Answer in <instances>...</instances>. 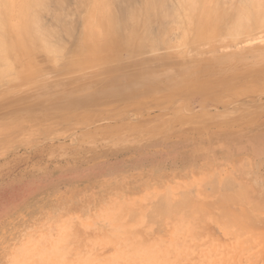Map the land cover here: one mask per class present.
<instances>
[{"label": "rangeland", "instance_id": "1", "mask_svg": "<svg viewBox=\"0 0 264 264\" xmlns=\"http://www.w3.org/2000/svg\"><path fill=\"white\" fill-rule=\"evenodd\" d=\"M77 1L43 0L37 27L49 50L28 38V60L15 67L29 71L0 84V264H118L117 256L139 263L144 255L230 249L236 239L238 264L250 263L246 254L264 264V27L200 35L193 18L174 24L182 19L175 0ZM84 27L108 47L95 38L89 52ZM201 66L213 72L189 75ZM210 177L215 193L229 188L237 203L226 192L231 201L221 192L219 202L204 185ZM180 192L199 203L152 218L151 203L176 205ZM240 212H251L242 216L250 229Z\"/></svg>", "mask_w": 264, "mask_h": 264}, {"label": "bare ground", "instance_id": "2", "mask_svg": "<svg viewBox=\"0 0 264 264\" xmlns=\"http://www.w3.org/2000/svg\"><path fill=\"white\" fill-rule=\"evenodd\" d=\"M59 1V0H58ZM62 1V0H61ZM64 1V0H63ZM65 1H68V0H65ZM77 1V0H76ZM83 1V0H82ZM82 1H80V2H82ZM87 1V0H86ZM92 1V3H93V5L96 3L95 1H98V0H91ZM94 1V2H93ZM104 1V0H103ZM144 1V0H143ZM168 1V0H167ZM170 1V0H169ZM168 1V2H169ZM171 1H174V0H171ZM203 0H175V2L177 3V8H176V6L173 8L174 10H178L180 13H181V15H179L178 14V12H177V15H179L180 16V18H181V16H182V19H177L176 18V16L177 15H175V12H174V14H173V12L171 13L172 15H174V19L176 18V20H174L175 22H174V24H178L179 23V25H181L180 24V20H183L184 18L183 17H186L187 19H190V20H192V18H193V21H197V23H196V29H194L195 30V32L196 33H198V34H200V35H203L204 33H207V32H213L214 34H216V35H221V36H226V38H227V36L229 37H232V36H234V35H236V34H238L239 32H241V31H245V30H247V29H250L251 27H256V26H258V27H264V0H213V6L212 7H208V8H205V5H202V7L200 8V3L202 2ZM42 2H43V0H0V84H2V85H4L5 84V81L8 83V84H10L11 82L13 83V81L14 82H16L17 80H18V78L20 79V77L21 76H19L17 79H15L14 80V78H15V75H18V74H24L25 72H28L29 70H24L23 72H18L17 70H18V68H19V66H20V64H21V61L22 62H25V61H23L22 59H24V60H28V57H29V52L30 51H28V47H27V43H28V38H32V39H36L37 41H41V43H42V45H41V47H44V49L45 50H49V48H48V46L49 45H47L46 44V42H45V38L43 37V35L41 34V32H40V28H38L39 26H38V24H37V16H38V13L40 12V9H39V7L41 6V4H42ZM51 2H54V1H51ZM56 2H57V0H56ZM71 2H73V1H71ZM78 2V1H77ZM149 1L148 0H146L145 1V4H147ZM48 3H49V1H48ZM58 4L59 3H62V2H57ZM82 3H84L85 4V1H83ZM150 4H151V2H149ZM173 2H169V4H172ZM144 4V5H145ZM209 4V3H208ZM207 4V5H208ZM81 5V4H80ZM79 5V6H80ZM144 5H142V7L144 6ZM167 5L168 4H166L164 7L166 8L167 7ZM206 5V6H207ZM72 6V5H71ZM82 6V5H81ZM170 6V5H169ZM78 7V6H77ZM83 7V6H82ZM87 7H89V6H87ZM164 7H162V8H164ZM41 9L42 8H44V5L43 6H41L40 7ZM70 8H72V7H70ZM81 8V7H80ZM94 9V11H95V7H93ZM38 9V10H37ZM48 9H50V8H48ZM75 9H76V7H75ZM78 10H79V8H77ZM172 9V8H171ZM172 9V10H173ZM43 10V9H42ZM45 10V9H44ZM67 10V9H66ZM81 10V9H80ZM87 10V9H86ZM85 10V11H86ZM68 11H69V9H68ZM73 11H77V10H74L73 9ZM93 11V12H94ZM135 11V10H134ZM134 11H133V13L131 14V16L134 14ZM147 12H148V10H146ZM146 11H145V13H146ZM155 11V10H154ZM165 11V10H164ZM163 11V12H164ZM59 12V11H58ZM58 12H56V13H58ZM60 12H61V10H60ZM70 12V11H69ZM69 12H68V14H69ZM74 12V13H75ZM166 12V11H165ZM171 12V11H170ZM42 13V12H41ZM44 13V12H43ZM48 13V12H47ZM49 13H51V12H49ZM71 13V12H70ZM73 13V12H72ZM96 13V12H95ZM94 13V14H95ZM153 13V12H152ZM152 13H150V15L152 14ZM62 14V12L60 13V15ZM67 14V15H68ZM78 14V13H77ZM81 14V13H80ZM93 14V15H94ZM139 14V13H138ZM147 14V13H146ZM145 14V15H146ZM154 14V16L153 17H155V13H153ZM161 14V13H160ZM162 14H164V13H162ZM162 14L160 15V16H162ZM168 14H169V16H170V13L168 12ZM168 14H166V17H168L167 15ZM65 16H67L66 14H64ZM74 15H76V13L74 14ZM74 15H73V17H74ZM79 15V14H78ZM78 15H76V16H78ZM99 15V14H98ZM149 15V16H150ZM44 16V15H43ZM54 17H56V15L54 14L53 15ZM133 16H137V14L136 15H133ZM157 16V15H156ZM40 18H41V16H39ZM48 18L50 17V14L47 16ZM46 17V18H47ZM61 17V16H60ZM70 17V16H69ZM72 17V16H71ZM93 17V16H92ZM97 17H101L102 18V16H97ZM140 17H141V15H140ZM143 17V16H142ZM141 17V18H142ZM166 17H164L163 18V20L165 21H167V20H170V18L169 19H166ZM171 17V16H170ZM173 17V16H172ZM171 17V18H172ZM39 18V19H40ZM47 18V19H48ZM75 18H77V17H75ZM133 18V17H132ZM140 18V19H141ZM151 18V17H150ZM155 18H157V21H161V20H158V17H155ZM43 19V18H42ZM53 19V18H52ZM65 19V18H64ZM90 19V18H89ZM138 19V18H137ZM143 19V18H142ZM144 19H145V17H144ZM91 20V19H90ZM99 20H100V18H99ZM102 20V19H101ZM151 21L153 20L152 18L150 19ZM173 20H171V22H173ZM186 20V19H185ZM44 21V20H43ZM92 21H93V19H92ZM147 21V20H146ZM178 21H180V22H178ZM184 21V20H183ZM91 22V21H90ZM101 22V21H100ZM99 22V23H100ZM142 22V21H141ZM185 22V21H184ZM51 23V22H50ZM91 23H93V24H90L89 26H90V28L92 27V26H94V23H95V19H94V22H91ZM144 23V22H143ZM151 23V22H150ZM162 23V22H161ZM161 23H159L160 25H162ZM183 23V22H182ZM189 23V22H188ZM43 24V23H42ZM96 24H98V22H96ZM149 24V23H148ZM148 24H147V26H148ZM167 24V23H166ZM39 25H40V23H39ZM45 25V24H44ZM58 25V24H57ZM61 25V24H60ZM59 25V26H60ZM71 25V24H70ZM77 25V24H76ZM99 25V24H98ZM141 25V24H140ZM143 25V24H142ZM178 25V26H179ZM183 25H184V23H183ZM183 25H181V26H183ZM38 26V27H37ZM40 26H42V25H40ZM47 26H49L48 24H47ZM47 26H44L43 28H45V27H47ZM58 26V27H59ZM67 26V25H66ZM88 26V27H89ZM101 26V25H100ZM135 26V25H134ZM137 26V25H136ZM135 26V27H136ZM167 26V25H166ZM174 26V25H173ZM181 26H179L178 28H180L181 29V31H182V28H181ZM193 26H194V28H195V23H193ZM50 27V26H49ZM56 27V26H55ZM70 27V26H69ZM76 27V26H75ZM97 27V26H96ZM104 27V26H103ZM133 27V26H132ZM134 27V28H135ZM138 27H142V26H138ZM161 27V26H160ZM185 27V26H184ZM189 26H186V28H188ZM190 27H192V26H190ZM189 27V28H190ZM42 28V27H41ZM42 28V29H43ZM51 28V27H50ZM68 28V27H67ZM73 28V27H72ZM72 28H71V30H72ZM84 28H86V27H84ZM99 28V27H98ZM125 28H126V26H125ZM133 28V29H134ZM188 28V29H189ZM47 29V28H46ZM52 29H54L53 28V26H52ZM51 29V30H52ZM92 29V28H91ZM88 30V28H86V29H84V31L86 30H88V32L89 31H92V30ZM96 29V28H95ZM101 27H100V32H101ZM104 29V28H103ZM112 29V28H111ZM110 29V30H111ZM139 29V28H138ZM160 29H162V28H160ZM167 29H169L168 27H167ZM166 29V30H167ZM49 30V29H48ZM57 29H55V31H56ZM74 30V29H73ZM98 30V29H97ZM132 30V29H131ZM135 30V29H134ZM134 30L132 31V32H134ZM164 30V29H163ZM162 30V31H163ZM177 30V29H176ZM43 31H47V30H44L43 29ZM96 31V30H95ZM95 31H93L92 32V36H90V38H91V40H89V43H91V42H96V40L98 41V39L99 38H97L96 37V35L99 33H97L96 34V32ZM136 31V30H135ZM161 31V32H162ZM178 32H179V30H177ZM189 31V30H188ZM112 32V31H111ZM130 33H132L131 31H129ZM128 32V33H129ZM163 32H165V31H163ZM169 32H171V31H169ZM176 32V31H175ZM60 33V32H59ZM64 33V32H63ZM66 33H68V32H66L65 31V34ZM87 33V32H86ZM89 33H87V34H89ZM102 33V32H101ZM181 33V32H180ZM184 33H187V30H184ZM87 34H85L84 33V35L86 36ZM89 34V35H90ZM161 34V33H160ZM165 34H168V33H166L165 32ZM173 34V33H172ZM171 34V35H172ZM182 34V33H181ZM71 35V34H70ZM75 35H77V34H75ZM83 35V36H84ZM99 35V34H98ZM97 35V36H98ZM110 35H112L111 33H110ZM145 35H148L147 33L145 34ZM162 35V34H161ZM170 35V34H169ZM169 35L166 37V38H168L169 37ZM189 35V34H188ZM59 36V35H58ZM67 36H68V34H67ZM100 36V35H99ZM136 36V35H135ZM134 36V37H135ZM137 36H141V35H137ZM165 36V35H164ZM241 36H244V35H242V33L240 34V36L239 37H241ZM66 37V36H65ZM69 38H70V36H68ZM75 37V36H74ZM87 37V36H86ZM160 37V36H159ZM162 37H163V35H162ZM161 37V38H162ZM55 38V37H54ZM84 38V37H83ZM82 38V39H83ZM95 38H96V40H95ZM136 38V37H135ZM146 38V37H145ZM150 38V37H149ZM165 37H164V39H166ZM92 39H94V40H92ZM101 39V38H100ZM133 39V38H132ZM137 39V38H136ZM140 39V38H139ZM178 39V38H177ZM176 39V40H177ZM183 39H185V38H182V40ZM35 40V41H36ZM50 40V39H49ZM52 40H53V38H52ZM56 40V39H55ZM64 40V39H63ZM71 40H73V39H71ZM85 39H83V41H84ZM88 40V39H87ZM86 40V41H87ZM106 40V39H105ZM104 40V41H105ZM112 40V39H111ZM110 40V41H111ZM135 40V39H134ZM152 40V39H151ZM36 41V42H37ZM67 41H68V38H67ZM91 41V42H90ZM109 41V40H108ZM114 41V40H113ZM56 42V41H55ZM54 42V43H55ZM71 42V41H70ZM95 42L94 43H91V45L92 44H94V45H92V46H89V44H88V41L86 42V49H87V45L89 46V49H88V51L90 52V51H94V46H96V44H95ZM102 39H101V41H100V43H99V41H98V46L100 47V50H101V48H104V47H102V46H107V44L106 43H104L103 42V44H102ZM114 42H116V41H114ZM169 42V41H168ZM167 42V43H168ZM231 42V41H230ZM233 42V41H232ZM30 43H32V45L30 46V44H29V47H30V49H31V47L33 46V41L32 42H30ZM51 43H52V41H51ZM80 43H83V42H80ZM170 43H172V42H170ZM59 44V43H58ZM61 44V43H60ZM62 44H63V42H62ZM66 44H67V42H66ZM100 44H102L101 46H100ZM111 44V43H110ZM160 44H161V42H160ZM51 45V44H50ZM83 45H85V43L84 44H81V48H82V46ZM147 45V44H146ZM150 45V44H149ZM153 45H155V42H154V44ZM53 46H54V44H53ZM59 46H61V45H59ZM63 46V45H62ZM61 46V49L63 48ZM97 46V48H99ZM106 46H105V48H106ZM110 46V45H109ZM50 47V46H49ZM52 47V46H51ZM80 47V46H79ZM108 47V46H107ZM180 47V46H179ZM214 47V46H213ZM34 48H36V47H34ZM33 47H32V49H34ZM79 49V50H83V49H85L84 47H83V49ZM181 48V47H180ZM185 48V47H184ZM37 49H40V47L39 48H37ZM43 49V50H44ZM55 49V48H54ZM57 49H59V52L57 51V53H56V55L58 54V53H62V51L60 50V47L59 48H57ZM35 50V49H34ZM45 50H44V52H45ZM53 50V49H52ZM65 50V49H64ZM79 50L77 51V52H79ZM99 50V49H98ZM110 50H111V48H110ZM110 50H108V51H110ZM56 51V50H55ZM54 51V52H55ZM84 51V50H83ZM88 51H87V54H91V53H88ZM97 51V50H96ZM183 51V50H182ZM44 52H42V53H44ZM76 52V53H77ZM104 52H106V51H104ZM112 52V51H111ZM80 53L82 54L83 52H81L80 51ZM84 53H86V50H85V52ZM84 53H83V55H84ZM94 53V52H93ZM96 53V52H95ZM103 53V52H102ZM31 54V53H30ZM45 54V53H44ZM99 54L100 55H102L101 54V51H100V53H99V51H98V56H99ZM47 55V54H46ZM58 55H60V54H58ZM18 56V57H17ZM48 56V55H47ZM85 56H89V55H84V58H85ZM94 56V55H93ZM95 56H97V55H95ZM95 56H94V58H95ZM20 57H21V59H20ZM90 57V56H89ZM87 58V57H86ZM30 59H32V57L30 56ZM53 61H58V60H53ZM78 61H80V58L79 59H77L76 60V62H78ZM92 61V60H91ZM27 62V61H26ZM29 62V61H28ZM27 62V63H28ZM34 62V61H33ZM72 62H74L73 60H72ZM31 63V62H30ZM54 63V62H53ZM57 63V62H56ZM80 63V62H79ZM84 63H86V62H84ZM82 64V63H81ZM17 65V70H16V66ZM215 66H216V64H215ZM24 68H27L28 67V65H27V67H25V66H23ZM37 69V68H36ZM35 69V70H36ZM212 69L213 68H211L210 69V67H203V66H201L200 67V69H198V70H196V71H194L192 74H190L189 73V75L191 76V75H194V74H197V72H202V73H207V74H209V73H212L213 71H212ZM218 69V68H217ZM30 70H31V68H30ZM21 71V70H20ZM17 72V73H16ZM27 75H29V74H27ZM23 76H25V75H23ZM1 80H3V81H1ZM23 80V79H22ZM25 80V79H24ZM23 80V81H24ZM11 81V82H10ZM3 82H4V84H3ZM19 82V81H18ZM21 82V81H20ZM185 82V81H184ZM6 83V84H7ZM12 86H14V85H12ZM12 86H10V87H12ZM2 87V86H1ZM109 87V86H108ZM131 91H135V89H132V90H130V91H128V92H124L126 95H128V93L129 92H131ZM103 92V91H102ZM124 93H123V91H120L119 93L118 92H116V94H117V97H119L120 99H124L125 97H127V96H125L124 95ZM105 96H107V95H105ZM80 102H83V104L84 103H87V102H85V101H80ZM82 104V105H83ZM88 105V104H87ZM81 106V105H80ZM73 108V107H72ZM242 164V163H241ZM200 172H202V171H200ZM215 172V171H214ZM219 173V172H218ZM208 174H210V172H208ZM197 175V174H196ZM196 175H195V178H196ZM212 175L214 176V175H216V172L213 174L212 173ZM194 177V176H193ZM228 177V176H227ZM227 177H223L222 178V180L224 181V180H226L227 179ZM211 178V177H210ZM216 178V180L218 179V177H215ZM214 178V179H215ZM225 178V179H224ZM213 178H211L210 179V182H207V183H204V185L205 184H207V186H208V184H210L209 185V188H210V186L212 187V184L214 185V183H216V182H213V181H211ZM215 180V181H216ZM221 180V181H222ZM228 180H231V182H232V180L233 179H231V178H228ZM212 183V184H211ZM226 183H229L228 181H226ZM231 185H232V183H230ZM229 184V185H230ZM224 186V183L222 182V184H221V186ZM228 185V184H227ZM228 185V186H229ZM230 185V186H231ZM214 186H216V185H214ZM220 186V185H219ZM234 186V185H233ZM233 186H232V190L231 191H235V190H233ZM161 187L162 186H160V189H161ZM203 187V186H202ZM201 187V188H202ZM159 188V187H158ZM208 188V191L209 190H211L214 194H216V193H220L219 194V196L221 197L220 199H221V201H219L220 199H217V201H216V199H215V201H214V199L213 200H210V201H208L209 203L210 202H212V201H214L215 203H210L211 205H213V204H215L216 205V207H215V209H214V211L215 210H217L218 208H221V204L222 203H224L226 200H227V204H228V200L230 199L229 197H231V198H233V200L235 199V201L234 202H236V198H234L233 196H230V195H234V194H231V192L230 191H227V189L228 190H230L229 188H223L224 190L226 189V191H223L222 189L219 191V189H218V191H216V193H215V187H213V189H209ZM157 189V188H156ZM165 190V189H164ZM203 190V189H202ZM206 190H207V188H206ZM217 190V189H216ZM211 191H209V192H211ZM166 192V191H165ZM164 192V193H165ZM202 192V191H201ZM221 192H223V195L225 196L226 195V193L229 195V197L227 196H225L227 199L225 200L224 199V196L222 195V193ZM226 192V193H225ZM228 192H230V194L228 193ZM236 192V191H235ZM178 193V192H177ZM177 193H176V195H175V197H177L178 195L180 196V198H178V199H183V200H180L181 201V203L180 202H177L176 203V201H175V203H176V205L174 204V201H173V203H170L169 201V199L168 200H166V201H162V200H160L159 198H156L157 200H158V202L159 201H162V202H160L159 204H156V200H155V204L153 205V203H151L150 205V207L152 208V209H150L151 211L153 210V217L152 218H154V215L156 216L157 214L159 215V217L161 216V215H166L165 217L164 216H161L162 218L164 217V218H166L167 219V217L169 218V214H171L172 213V211H177L178 212V210L180 209H183V208H181V207H185V203H186V206L187 205H189L188 203H190L191 204V202H192V200H189L190 199V197H186V195H187V193H189V192H187V193H185L186 195H180L182 192H180L178 195H177ZM167 194H169V193H167ZM183 194V193H182ZM207 194V193H206ZM237 194H239V196H240V194H242V193H239V191H238V193ZM190 195H191V197L193 196L191 193H190ZM189 194H188V196H190ZM203 194H201V196H202ZM211 195H212V193H211ZM223 196V199L225 200H223L222 199V196ZM243 195V194H242ZM241 195V196H242ZM212 196H214V195H212ZM239 196H236V197H239ZM241 196L239 197L240 198V201H238V202H240V206L241 205H245L246 203H243L241 200L243 199L244 200V198H242L241 199ZM185 199H184V198ZM203 197V196H202ZM207 197H209V196H206V198ZM186 198L188 199V201L186 200ZM210 198H211V196H210ZM214 198H218L217 196L216 197H214ZM229 198V199H228ZM238 198V199H239ZM184 200H186L185 202H183ZM223 200V201H222ZM190 201V202H189ZM218 201L219 202H222V203H219V205H218ZM230 201H231V199H230ZM229 201V202H230ZM197 202L199 203V200H197ZM197 202H192V204L194 203V204H197ZM207 202V203H208ZM233 202V201H232ZM232 202H230L231 204H233ZM241 202H242V204H241ZM204 203L205 202H200V204H202L201 206H203L204 207ZM208 203V204H209ZM217 203V204H216ZM229 203V204H230ZM237 203V202H236ZM209 204V205H210ZM231 204H230V207H231ZM181 205H183V206H181ZM199 205V204H198ZM211 205H210V207H211ZM217 205H218V208H217ZM236 206H238L237 204H235ZM250 206H253V204H249ZM200 206V205H199ZM205 206H207L206 204H205ZM223 206V205H222ZM224 206H226L227 207V205H224ZM223 206V208L224 209H226V207H224ZM141 207H143V206H141ZM208 207V206H207ZM210 207H208V208H210ZM229 207V206H228ZM228 207H227V209H228ZM229 207V208H230ZM249 207V206H248ZM206 208V207H205ZM222 208V209H223ZM240 208V207H239ZM244 208V207H243ZM247 208V207H246ZM246 208H244V209H246ZM241 209H242V206H241ZM240 209V210H241ZM261 209V208H260ZM257 210V209H256ZM136 211V210H135ZM218 211H219V209H218ZM222 211V210H221ZM260 210H259V208H258V210L255 212L254 211V213H258ZM205 212H208V210L206 209V211ZM210 212H211V210H210ZM213 213V212H212ZM219 213V212H218ZM222 213H223V211H222ZM247 213H251V212H247ZM246 213V214H247ZM253 213V212H252ZM131 214H133V213H131ZM173 214H174V212H173ZM211 214V213H210ZM209 214V215H210ZM224 214V213H223ZM239 214V216L240 217H242V216H244V215H246V214H242V212H240V213H238ZM249 214H247L248 216H249ZM137 214H135V216H136ZM216 215V214H215ZM252 215V214H251ZM132 216H134V215H132ZM132 216H130L129 215V213H128V218H132ZM149 216V215H148ZM248 216H247V219H248ZM145 217V216H144ZM250 217V216H249ZM252 217V216H251ZM162 218L160 219H158L159 220V223H160V220H162ZM145 219H146V223L148 224V223H150V221H149V219L150 218H148V217H145ZM171 219V218H170ZM236 219V218H235ZM241 219H243V217L241 218ZM244 219H246L245 217H244ZM243 219V220H244ZM246 219V221L244 220V223H245V226H246V222L247 223H249L251 220V218H249V220L250 221H248ZM151 220V222H152V219H150ZM241 221V220H240ZM264 221V220H263ZM155 221L153 220V223H154ZM156 222H157V220H156ZM236 222L237 223H240L239 221H235V224H236ZM241 222H243V221H241ZM190 223V222H189ZM241 224V223H240ZM154 225V224H153ZM239 225V224H238ZM249 225V224H248ZM248 225L246 226V227H248ZM263 225V224H262ZM240 226H243V225H240ZM240 226L238 227V228H240ZM237 227V226H236ZM238 228L237 229H235V230H238ZM250 228H251V226H250ZM249 227H248V229H250ZM247 228H245V230H246ZM244 229H243V231H245ZM260 231V230H259ZM259 231H258V233H259ZM254 232H257V230L255 231L254 230ZM169 234H170V232H169ZM168 234V235H169ZM208 236H209V234H208ZM260 236V235H259ZM251 237H252V235H251ZM264 237V236H263ZM212 238V237H211ZM165 239V238H164ZM260 240V239H259ZM264 240V239H263ZM209 241V240H208ZM216 241H218V240H216ZM213 242V241H212ZM250 243V242H249ZM205 243H203V245H204ZM242 242H240L239 240H235L234 242H233V245L230 247V249H222V250H219L218 248H211V249H206L204 252H202V253H200V254H190V255H179V254H176V255H144L143 256V259H141V261L139 262V263H134V262H132L130 259H128V258H120V256H117L116 257V260H119L121 263H119V262H117L118 264H180V262L182 261V260H186L187 262H189L191 259V261L188 263V264H217L218 263V260H220V263H222V264H238V263H240V261H242V256L243 255H241L240 256V250H241V248H242ZM227 245V244H226ZM228 246V245H227ZM254 246H252L251 248L252 249H254L253 248ZM249 249H250V247H249ZM261 249V248H260ZM260 251V250H259ZM259 254V253H258ZM261 254V253H260ZM246 259L250 262L249 264H254L255 262H253L252 261V259H253V255H251V254H246ZM260 257V256H259ZM120 258V259H119ZM245 259V258H244ZM245 259V260H246ZM223 260H225V262L223 261ZM260 260V259H259ZM223 261V262H222ZM116 262V261H115ZM187 262H185V263H187Z\"/></svg>", "mask_w": 264, "mask_h": 264}]
</instances>
